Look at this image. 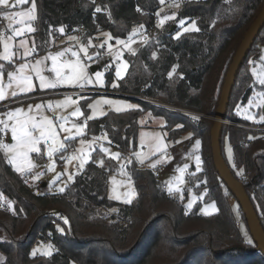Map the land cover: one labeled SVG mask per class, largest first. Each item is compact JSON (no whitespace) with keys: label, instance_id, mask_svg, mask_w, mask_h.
Instances as JSON below:
<instances>
[{"label":"trees","instance_id":"16d2710c","mask_svg":"<svg viewBox=\"0 0 264 264\" xmlns=\"http://www.w3.org/2000/svg\"><path fill=\"white\" fill-rule=\"evenodd\" d=\"M171 1L179 5L178 17L194 21L199 31L176 37L179 29L170 24L156 29L158 0H33V40L36 48L45 50L49 37L61 28L65 35L80 32L83 42L101 32L127 40L134 29L142 34L153 31L136 54L127 56V73L115 89H110L113 71L106 75L105 91L136 97L139 107L109 111L87 122V132L105 134L121 156L135 147L138 119L144 114L164 120L162 130L169 142L190 135L199 141L201 157L192 189L204 192L205 202H213L217 213L204 216L199 206L185 208L184 199L167 192L152 170L139 168L134 161L126 172L135 199L111 200L108 176L117 165L109 160L99 165L95 152L63 192L39 194L0 152V193L11 204L0 206L1 264H264L241 209L214 169L210 148L212 118L226 72L264 0ZM258 44H264V27L239 70L225 120L262 128L264 124L238 117L232 106L241 90L238 104L249 98L253 84L249 66L259 57ZM224 138L229 155L223 149ZM221 149L233 176L238 181L242 175L248 177L240 183L264 230V131L224 124ZM40 244L51 246V254H33Z\"/></svg>","mask_w":264,"mask_h":264},{"label":"rangeland","instance_id":"374dc122","mask_svg":"<svg viewBox=\"0 0 264 264\" xmlns=\"http://www.w3.org/2000/svg\"><path fill=\"white\" fill-rule=\"evenodd\" d=\"M158 1L159 7L155 14L156 29H161L164 25L170 24L171 28L176 27L179 29L175 34L176 37L183 33L194 32L183 31V28L190 27L193 21L178 17V7L175 6L178 4L175 3V1L164 0V3H161V0ZM33 3V0H27L24 4H17L16 0H9L8 7L0 6V16H3L4 13L31 12ZM13 4H15L14 8L12 7ZM34 15L36 18V9ZM166 16H174V19L165 20L162 26H158L159 21L164 20ZM16 19L20 20L21 18L17 16ZM6 20L7 22L0 27V33H4L5 36L11 34V28H20L29 24L32 26L33 21H29L25 17L24 25H21L12 22L9 19ZM182 20L185 21V23L181 27L180 21ZM33 33L34 31H25L22 36H18L12 41H9L11 52L19 53V55H13L11 62L0 60V64L4 65V68L0 69L3 73L2 79H0V86H3L8 93L7 98L0 101V120H5L11 125L14 121L9 120L6 114L9 111H15V109L20 108L23 110L20 118L23 117L24 113L34 116L37 120H40L41 117L45 116L53 120L57 117H67L65 127L72 128L73 124L84 125V134L81 136H75L73 140L64 141L63 138L67 133L60 131L57 127L56 131L58 133V139L65 144V149L53 153L50 159L47 155L45 145L41 143L38 145L41 149L40 153H29V159L35 167L24 173L17 172L14 167L7 162V156L5 155L4 150L0 149L2 156L16 174L20 177L26 176L36 193H59L61 192L59 189H65L67 184L71 183L82 171L95 152L96 162L99 165H101V161L104 165L106 160L116 163L117 169L111 171L108 176L107 196L111 200L124 203L126 198H130L132 202L136 197L133 182L126 172L127 165L130 164L131 161H134L138 165L144 166L163 159L162 162H164V167L159 171L157 176L164 189L167 192L184 199V206L189 210L199 206L198 211L201 215L210 216L217 213V206L213 202H205L204 192L197 194L192 189L191 180L194 181V177L201 170V157L199 154L200 146H197L196 139L191 140L190 135L186 134L181 137L179 143L178 141L176 143L169 142L166 140L165 134L162 130L164 120L161 117L144 114L138 119L140 128L137 133L135 147L131 149L127 155L121 156L119 151L110 145L105 134L91 135L87 132V122L99 119L109 111L120 113L134 110L139 107L134 99L122 97L117 95L120 93L105 91V89L106 75L110 70L113 71L114 77L113 81L110 83V89L112 90L117 87L118 81L125 77L129 67L127 56L136 54L139 47L147 41L143 38L142 32L134 29L127 36L128 40L109 39L108 37H111V35L108 32H101L94 39L83 42L76 34L65 35L59 30L57 39L49 37L45 50H39L35 46V51L38 53V58L36 60L42 61V64L40 65L41 75H44L49 79H54V74L48 71V69L52 67V61L44 58L63 53L59 58L60 62L63 63L64 61L79 60L85 67L86 79L89 82L85 83L83 88L70 85H58L56 88H46L41 90L39 79L36 74L31 71V66L35 64L36 61L34 60L24 72V75H30L32 77V86L34 90L12 97L10 95L11 91H18V88L16 87L15 81L10 82L8 80V73H16V69L19 68L21 64L26 63V57L23 53L25 47L31 49L33 44L35 45ZM149 35L150 37L153 36L154 32L151 31ZM70 37H75L76 39H69ZM21 40L25 41V47L20 46ZM117 41H120V43H117ZM82 47L87 48V55L80 51ZM257 47L259 49V57L255 61H250L249 66L253 81L249 98L245 103L238 104V96L244 93L243 90H241L239 95L237 93L234 95L232 106H236L235 112L238 117L251 124L260 125L264 124V120L261 119L264 117V103L261 102L264 100V84L260 83V80L264 79V44H258ZM74 52L76 53L75 56L73 55ZM2 53L3 45L0 44V54ZM105 53H108V56H105ZM125 65L127 67H124ZM118 69L121 71L120 77L116 74ZM65 72H67V69H65ZM97 73L100 74L99 77H97ZM16 74L19 75V73ZM9 83H12V88L7 87ZM114 84L116 87H113ZM65 97H71L78 103L67 107L55 108L56 103L63 101ZM103 101H112L114 103L109 105L103 103ZM49 103L53 105V110L48 109ZM36 104H41L43 107L37 110L35 109ZM155 104L158 105V103ZM29 105L33 106V111L30 113L28 112ZM90 105H93L94 107H90ZM117 107L120 108L119 111L116 110ZM166 107L172 110H179L170 106ZM76 108H79L83 115L79 117L71 116V113ZM180 111L186 112L183 110ZM88 116H92L93 118L87 119ZM248 116H251L252 118H246ZM227 122L230 125L245 130L264 131V127L258 128L257 126H247L231 121ZM0 127L3 126L0 125ZM72 132L74 135V128H72ZM37 135H39V133H37ZM81 141L84 143L81 144ZM6 142L14 143L11 140V133L9 135V140ZM102 149H106L107 151H102ZM223 149L225 154L229 155V145L226 138L223 140ZM166 154H170V157L167 160L164 159ZM8 155H11V153ZM70 157L75 158L69 159ZM81 157H83V161L81 160ZM197 157L200 159L199 165L197 164ZM141 160H143V163L140 162ZM82 162L83 167L81 168ZM49 167L52 168L51 171L49 170ZM180 169H183V171H180ZM70 175L72 177L71 180H69ZM37 176L38 178H34ZM126 194L129 195L126 197ZM116 197H119V199ZM230 203L231 205L234 204V202ZM189 204H191V207H189ZM1 205L9 206L11 204L9 200L0 193V206ZM236 206L237 205L234 204V207ZM52 250L51 246L40 244L33 248L32 253L48 256L51 254ZM3 260L4 255L0 252V264Z\"/></svg>","mask_w":264,"mask_h":264},{"label":"snow or ice","instance_id":"6c2138e0","mask_svg":"<svg viewBox=\"0 0 264 264\" xmlns=\"http://www.w3.org/2000/svg\"><path fill=\"white\" fill-rule=\"evenodd\" d=\"M27 0H16L17 4H24ZM161 3H164V0H161ZM0 6L8 7L9 6V0H0ZM179 6V5H175ZM12 7H15V4L12 5ZM35 3L32 4L31 12H18V13H4L3 18L9 19L10 21L14 23H18L21 25H24V18L26 17L29 21L35 19ZM100 9L98 8L97 11ZM19 16L21 19L16 20V17ZM174 19V16H166L164 20L159 21L158 26H162L165 22V20H172ZM185 21H180V26L182 27L184 25ZM25 31L32 32L35 31V29L29 24L27 26H22L20 28H11V34L5 36L4 33H0V44L3 45V53L0 54V60L9 61L11 62L13 55H19V53H12L9 41H12L18 36H22ZM60 31L63 33V29L61 28ZM184 32L188 31H199V29L195 26V22H192V25L190 27L183 28ZM108 35V34H105ZM111 39L112 37H108ZM69 39H76L75 37H70ZM117 43H120V41H117ZM20 46L25 47V41H20ZM35 51V45L33 44V47L31 49H28L25 47L23 55L25 57L30 56L32 52ZM81 52H84L85 55H87V48L82 47L80 49ZM63 53H59L56 56H49L45 57L44 59H50L52 61V67L48 69L49 72L53 73L55 78L49 79L48 77L41 75V68L40 65L42 64L41 60H36L35 64L31 66V71L34 72L39 79V86L40 89H46V88H56L58 85H70L74 87H84V84L89 82L86 79V72L85 67L80 63L79 60L75 61H64L63 63L60 62L59 58L62 56ZM73 55L75 56L76 53L74 52ZM124 67H127L126 65ZM4 65L0 64V69H3ZM29 68V64H21L19 68L16 69V73H19L17 75L16 73L9 72L8 73V80L15 81L16 87L18 88V91L13 90L11 91L10 95L12 97H15L21 93H28L33 91L32 86V77L30 75H24V72L26 69ZM65 69H67V72H65ZM117 76L120 77L121 71L120 69L117 70ZM99 73H97V77H99ZM171 75V74H170ZM3 73L0 71V79H2ZM261 84H264V79L260 80ZM8 88H12V83H9L7 85ZM113 87H116L114 84ZM8 93L6 92V89L3 86H0V101H3L7 98ZM264 103V100L261 101ZM78 102L76 100H73L71 97H65L63 101L57 102L55 105V108L60 107H67L72 104H77ZM105 104L112 105L114 102L112 101H103ZM251 103V101H250ZM43 106L41 104H36L35 109L39 110ZM90 107H94L93 105H90ZM48 109L53 110V105L51 103L48 104ZM117 111L120 110L119 107L116 108ZM33 111V106L29 105L28 112ZM21 113H23V110L20 108L15 109V111H9L6 115L9 120H13L14 122L9 125L7 121L0 120V125L3 127H0V132H9L11 133V140L14 143H7L3 139H0V149H3L5 152V155L7 156V162L11 164L14 169L19 173H24L25 171H30L31 168L35 167L34 164H32L31 160L29 159V153H40L41 149L38 147L41 143L45 145V148L47 150V155L51 159L53 153L65 149V144L58 139V133L56 131L57 127L60 131L66 132L67 135L64 136V141H70L75 138V136H81L84 134V125H76L73 124L72 128L75 129V134L73 135L72 128L65 127V124L67 123V117H57L55 120L50 119L48 117H41L40 120H37L34 116L28 115L27 113L23 114V117H21ZM83 115V113L80 111L79 108H76L72 113L71 116L79 117ZM92 116H88L87 119H92ZM248 119H251V116L246 117ZM193 119H196V117H193ZM264 120V117L261 118ZM39 133V135H37ZM84 142L81 141V144ZM179 143V141H178ZM197 146L199 145V141L196 142ZM102 151H107L106 149H102ZM11 153V155H8ZM118 155V154H117ZM75 157H70L69 159H74ZM115 158V157H114ZM197 159V164L199 165L200 159L199 157ZM81 160L83 161V157H81ZM143 163V160L140 161ZM101 166L103 165V162L101 161ZM26 165V167H25ZM83 167V162L81 163V168ZM151 167H155V164H152ZM49 170L51 171L52 168L49 167ZM180 171H183V169H180ZM238 175L242 174V170L237 173ZM34 178H38L34 177ZM71 175L69 176V180H71ZM171 190V189H170ZM59 191L63 192L64 189L61 188ZM129 194H126V197ZM119 199V197H116ZM131 199L126 198L124 200V203H130ZM11 207V205H9ZM189 207H191V204H189ZM115 211V210H114ZM207 214V213H206ZM50 254V253H48Z\"/></svg>","mask_w":264,"mask_h":264},{"label":"water","instance_id":"95a60500","mask_svg":"<svg viewBox=\"0 0 264 264\" xmlns=\"http://www.w3.org/2000/svg\"><path fill=\"white\" fill-rule=\"evenodd\" d=\"M264 27V4L259 11L257 17L254 19L252 24L249 26L245 32L236 52L229 64L228 70L226 72L223 86L221 89L219 101L217 104V109L214 117L212 118L213 125L210 130V148L212 161L216 173L219 175L221 181L225 184L228 191L234 197L236 204L241 209L249 234L252 241L257 246V250L264 256V230L257 216V213L251 203V200L246 193L243 185L238 181L230 171L228 165L226 164L221 149V136L223 131V125L227 124L225 120L227 108L230 101V96L236 82L239 70L247 57L252 45L254 44L256 38L258 37L260 31ZM122 97H128L134 100H138L136 97L125 96L122 94H117Z\"/></svg>","mask_w":264,"mask_h":264},{"label":"built area","instance_id":"2783aa9c","mask_svg":"<svg viewBox=\"0 0 264 264\" xmlns=\"http://www.w3.org/2000/svg\"><path fill=\"white\" fill-rule=\"evenodd\" d=\"M6 22H7V20L4 19L3 16H0V24L1 25H4ZM76 35L77 36H80V32H77ZM142 35H143V38L146 39V40H148L150 38V35H149L148 32H145ZM53 38L54 39H57L58 38V35L53 36ZM105 56H108V53H105ZM37 58H38V53H36V51H34V52H32V54L30 56H27L25 58V62L27 64H30L31 62H33ZM186 112L189 113V114H193V113L188 112V111H186ZM227 124H228V122H227ZM9 135H10V132H6V133L0 132V139H3L6 142L7 140H9ZM169 157H170V154H166L164 156V159L167 160V159H169ZM162 161H163V159L162 160H157V161L153 162L152 164H155V167L154 168L151 167L152 164L144 165V166L143 165H138V167L139 168H144V169H150V170H152L157 175L159 173V171L162 170V168L164 167L163 166L164 165V162H162ZM22 180L28 186H31V183L29 182V179L26 176L22 177ZM239 181H249V179H248V177L246 175H242V176L239 177Z\"/></svg>","mask_w":264,"mask_h":264}]
</instances>
